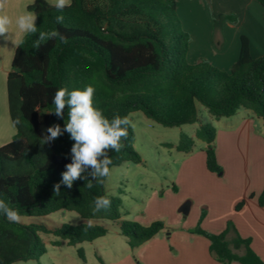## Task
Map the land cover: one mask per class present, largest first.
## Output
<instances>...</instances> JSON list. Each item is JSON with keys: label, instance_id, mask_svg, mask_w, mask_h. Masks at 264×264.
Returning <instances> with one entry per match:
<instances>
[{"label": "trees", "instance_id": "trees-1", "mask_svg": "<svg viewBox=\"0 0 264 264\" xmlns=\"http://www.w3.org/2000/svg\"><path fill=\"white\" fill-rule=\"evenodd\" d=\"M208 7L209 0H204ZM264 8V0H253ZM210 9V8H209ZM37 15L38 33L27 34L17 46L6 79L8 113L15 129L10 142L0 147V198L16 209L21 217H45L55 212H74L86 221L119 223L120 235L131 250L141 247L164 230L157 221L143 227L122 220L121 201L106 193L103 184L77 179L71 188L62 183L66 165L72 162L70 134L63 132L41 146L46 129L67 118L54 113L53 97L61 87L69 90L95 88L94 104L111 119L141 112L164 128H179L199 123L197 105L216 119L230 118L239 110L250 112L263 124L264 141V56L252 58L246 37L240 38V51L229 72L218 70L205 61L187 62L190 36L183 31L175 0H71V7L59 11L45 0H33L27 7ZM63 22L57 23V17ZM214 29L236 24L232 14L211 15ZM58 31L67 38L33 44L39 32ZM19 118V123L16 119ZM123 127V125H122ZM216 130L200 124L196 138L205 144V166L221 174L215 155ZM135 136L128 127L119 152L109 151L111 167L124 163L141 164L133 149ZM194 140L182 135L176 151L192 152ZM46 156V160L45 157ZM60 184V193L53 189ZM175 191V188H173ZM111 201L107 210L93 214L94 198ZM252 198V195L249 197ZM264 189L258 203L263 205ZM245 201L239 202L238 212ZM204 217L201 214L200 221ZM39 233L52 234L59 246L91 243L104 237L106 229L63 225L49 230L43 225L13 223L0 215V264L38 261L46 254ZM208 240L209 255L220 264H264L228 221L223 231L213 234L199 226L191 231ZM83 259L82 252H78Z\"/></svg>", "mask_w": 264, "mask_h": 264}, {"label": "crops", "instance_id": "crops-1", "mask_svg": "<svg viewBox=\"0 0 264 264\" xmlns=\"http://www.w3.org/2000/svg\"><path fill=\"white\" fill-rule=\"evenodd\" d=\"M45 1L51 6L55 5V0ZM175 1L182 29L190 36L188 64L205 61L218 70L229 72L238 59L242 36L248 40L252 58L264 56V8L255 1L209 0L211 15L235 13L238 17L236 25L224 24L218 29H212L211 17L203 0ZM32 2L7 0L5 9L0 12V15L9 17L7 27L15 40L13 45L0 37V102L5 105L6 77L14 52L26 35L19 29L17 20L22 15L32 13L27 10ZM215 122V155L223 173H210L205 166L203 184L209 202L205 205L208 213L202 228L218 234L231 221L242 238L251 240L252 250L264 262V198L262 206L258 203L264 189L262 121L246 110H239L234 116L216 119ZM11 129L9 138L0 147L12 139L14 130ZM251 195L252 198H249ZM241 201H245L244 206L235 212V206ZM186 203L189 213V201L179 206V213ZM159 236L156 235L139 250L141 264H220L209 255V242L202 236L184 231L171 234L167 242L156 243Z\"/></svg>", "mask_w": 264, "mask_h": 264}, {"label": "rangeland", "instance_id": "rangeland-1", "mask_svg": "<svg viewBox=\"0 0 264 264\" xmlns=\"http://www.w3.org/2000/svg\"><path fill=\"white\" fill-rule=\"evenodd\" d=\"M204 4L211 17V7H208L205 1ZM228 14L236 16L235 13ZM236 18L238 23V17ZM211 27L213 29L212 22ZM5 95L6 105L0 102V117L3 116L0 121V144L9 138L11 127L15 134L8 113L6 81ZM197 108L199 123L179 128H164L147 119L141 112L131 113L128 119L134 125L131 126L135 136L133 149L139 154L141 164L124 163L111 167L110 175L105 179L106 193L121 201L122 220L143 227L157 221L164 225L156 243L167 242V238L174 233H191L197 226L203 229L202 222L208 213L205 205L208 204L209 198L203 184L205 144L196 138V132L200 124L214 127L216 118L203 106L198 104ZM182 135L194 140L193 150L189 154L177 152L175 149ZM188 201L191 208L188 215L184 216L178 212V208ZM202 212L204 217L200 221ZM21 218V224L43 225L49 230L63 225L79 226L88 222L74 212H55L45 217ZM91 222L93 226L105 228L106 235L91 243L70 246L65 241H60L61 244L55 246L53 243L58 239L52 234L39 233L46 254L38 261L15 264H141L138 252L150 240L131 250L120 235L118 222ZM79 251L82 252L83 259L79 257Z\"/></svg>", "mask_w": 264, "mask_h": 264}, {"label": "clouds", "instance_id": "clouds-1", "mask_svg": "<svg viewBox=\"0 0 264 264\" xmlns=\"http://www.w3.org/2000/svg\"><path fill=\"white\" fill-rule=\"evenodd\" d=\"M6 3L7 0H0V12H3ZM54 6L57 10L63 11L65 7H71V0H55ZM37 18L34 13L20 16L17 20L19 29L27 34H37ZM56 19L57 23H62L64 18L58 16ZM9 23L7 15H0V37L15 45L14 34L7 27ZM56 38L62 43H67L66 37L53 30L48 33L39 32V39L34 42L33 47L39 49L40 42ZM94 94L95 88L92 85L73 90L67 87L59 88L53 97L54 111L49 113L64 118V110L67 108L64 128L62 130L59 124H54L46 129V134L40 139V144L43 146L58 138L63 131L69 133L70 138L75 141L71 148L72 162L66 165L67 171L62 174V183L68 188L72 187L75 180L81 178L86 180L88 177L91 179L85 186L89 189L94 186L92 181L103 184L104 179L110 175L112 164L109 151L119 152L122 148V140L128 136V127H134L127 116L115 115L111 119L105 116L103 110L95 106ZM15 122L19 123V118ZM44 157L46 160V156ZM89 168L91 171L87 172L88 177H85L84 174ZM53 191L55 195H59L60 184H56ZM110 206V199L97 196L94 198L93 214L107 210ZM0 215L13 223H19L22 219L19 212L3 198H0ZM87 226L92 227V222L88 221Z\"/></svg>", "mask_w": 264, "mask_h": 264}, {"label": "water", "instance_id": "water-1", "mask_svg": "<svg viewBox=\"0 0 264 264\" xmlns=\"http://www.w3.org/2000/svg\"><path fill=\"white\" fill-rule=\"evenodd\" d=\"M188 208H189L188 203L184 204V205L180 208V213H182L184 216H186V215L188 214Z\"/></svg>", "mask_w": 264, "mask_h": 264}, {"label": "bare ground", "instance_id": "bare-ground-1", "mask_svg": "<svg viewBox=\"0 0 264 264\" xmlns=\"http://www.w3.org/2000/svg\"><path fill=\"white\" fill-rule=\"evenodd\" d=\"M3 107V106H2ZM4 110V109H3ZM3 113V112H2ZM1 114V113H0ZM4 115V114H3ZM1 117H3V116H1ZM0 117V118H1ZM0 121H2V118L0 119ZM1 124V123H0ZM6 124V123H5ZM7 126V125H6ZM3 127V126H2ZM1 129V128H0ZM9 130H10V128H9ZM5 131H7V130H5ZM3 134V133H2ZM10 134H11V131H10ZM4 136V135H3Z\"/></svg>", "mask_w": 264, "mask_h": 264}]
</instances>
